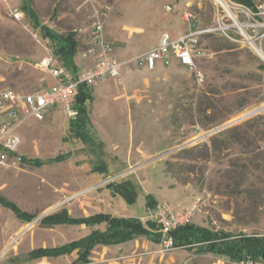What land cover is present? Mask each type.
Returning a JSON list of instances; mask_svg holds the SVG:
<instances>
[{"label": "rangeland", "instance_id": "1", "mask_svg": "<svg viewBox=\"0 0 264 264\" xmlns=\"http://www.w3.org/2000/svg\"><path fill=\"white\" fill-rule=\"evenodd\" d=\"M30 2L40 23L60 34L90 31L95 10L107 8L104 26L112 15L110 42L119 60L157 47L166 32L178 39L190 24L213 25L218 10L231 22L216 0ZM23 5L24 0H0V81L5 88L29 94L55 83L37 63L56 55L53 43L26 13L22 22L10 16ZM186 12L194 18L186 20ZM87 37L77 34L84 48ZM206 44L210 56L198 61L205 75L202 84L177 61L154 71L133 62L119 81L109 79L91 88L88 109L99 145L72 135L71 118L57 103L44 121L29 118L14 131L21 139L19 154L42 164L0 170V196L40 219L21 222L14 209L0 202V264H12L16 256L21 264H74L76 252L24 259L32 249L60 246L94 229L105 230V225L49 228L42 226L45 217L66 209L76 218L103 212L146 223L147 212L154 209L148 207L151 199L156 207L166 203L177 208H191L200 199L192 224L264 237V111L241 120L264 107V59L250 45L231 43L221 34L208 37ZM259 46L264 52V40ZM76 59L82 62L79 71L91 65L79 53ZM111 181L129 190L119 192L117 185L110 190ZM90 259V264L234 263L197 249L164 251L145 237L122 246H97Z\"/></svg>", "mask_w": 264, "mask_h": 264}, {"label": "built area", "instance_id": "2", "mask_svg": "<svg viewBox=\"0 0 264 264\" xmlns=\"http://www.w3.org/2000/svg\"><path fill=\"white\" fill-rule=\"evenodd\" d=\"M226 2L232 11H237L234 17L229 15L231 22L218 10L213 25L194 27L190 24V29L178 39H173L166 32L157 47L130 60H119L115 56L114 45L105 35L103 18L108 9H96V18L90 31L75 32L76 35L79 34V38L88 35L85 48L79 43L78 53L83 61L91 63L89 67L72 75L56 56L48 55L37 63V68L55 80L52 87L27 94L5 88L0 81V170L15 169L24 163V157L19 154L21 139L14 135V131L29 118L44 121L56 103L63 105L64 112L71 119L78 116L74 102L81 86L91 89L109 79L119 81L124 68L133 62L139 67L154 71L159 67H170L174 61L189 69L195 75L196 81L202 84L205 82V75L200 70L198 61L210 56L206 40L216 34H221L231 43L243 42L255 50L253 45L259 46L264 40V0H257L251 7L231 0ZM10 16L17 22L26 19L25 12L19 8L11 10ZM185 18L190 21L194 17L191 12H186ZM33 36L41 41L38 33H33ZM45 39L51 42L49 38ZM77 40L79 41L78 38ZM198 203L191 208H177L164 203L147 212V222L159 226V244L164 251L177 249L173 232L191 223L198 210ZM233 264H264V258L258 261L244 259Z\"/></svg>", "mask_w": 264, "mask_h": 264}, {"label": "trees", "instance_id": "3", "mask_svg": "<svg viewBox=\"0 0 264 264\" xmlns=\"http://www.w3.org/2000/svg\"><path fill=\"white\" fill-rule=\"evenodd\" d=\"M238 4L253 6V0H231ZM23 11L31 18L33 27L41 31L44 38H49L53 43L54 53L60 59V62L67 70L75 75L79 68L75 62L78 53L79 41L75 32L60 34L47 26H43L38 19L37 13L31 7L30 0H24ZM93 100L91 89L81 86L79 94L76 97L75 108L78 110V116L71 119L72 135L78 137L85 143L94 144L90 132V116L88 102ZM24 163H31L35 166H41L40 161H28L24 158ZM119 187V192H126L128 189L124 185L118 186L115 182L109 185ZM0 202L5 206L14 209L21 222L31 223L36 219L34 215L22 213L18 207L0 196ZM149 208H155L156 202L150 200ZM58 225H85L87 227L104 226L105 230L100 228L81 239L71 241L56 247H39L28 253L29 260L42 258H57L71 255L77 251L78 260L83 264L89 262L92 250L99 245H114L136 240L140 237L151 239L157 243L160 240L159 226L152 222L144 223L139 218H127L121 216H112L108 213H96L88 217H72L68 210L54 213L42 220V226L55 227ZM176 248L197 249L200 253H209L218 257H225L233 262L244 259L261 260L264 258V237L257 234L247 235L244 233L233 234L223 231H212L211 229L201 227L192 223L179 227L173 232Z\"/></svg>", "mask_w": 264, "mask_h": 264}, {"label": "crops", "instance_id": "4", "mask_svg": "<svg viewBox=\"0 0 264 264\" xmlns=\"http://www.w3.org/2000/svg\"><path fill=\"white\" fill-rule=\"evenodd\" d=\"M105 35H106V38L109 40V41H111L112 42V15H111V17L109 18V21L107 22V24H106V26H105ZM76 64H77V66H79L80 64H82V62L80 63L79 61H78V59H76ZM83 65H85V63L83 62ZM86 217H88V216H86ZM26 224H28V223H26ZM82 226H85V225H82ZM87 227V226H86ZM148 241H151V242H153V243H156L157 244V242H155V241H153V240H151V239H148ZM131 242V241H130ZM130 242H126V243H121V244H114V245H107L108 247L109 246H122V245H126V244H128V243H130ZM105 245V244H104ZM104 245H99V246H104ZM56 247V246H55ZM97 247V246H96ZM95 247V248H96ZM39 248V247H38ZM94 248V249H95ZM36 249V248H35ZM93 249V250H94ZM7 250V249H6ZM32 250H34V249H32ZM31 250V251H32ZM93 250H92V252H93ZM31 251H29V252H31ZM28 252V253H29ZM92 252H91V254H92ZM28 253H27V256H26V258L24 259L26 262H31V261H34V260H29L28 259ZM76 253H77V251H76ZM5 254V252H3L2 253V255H4ZM73 254V253H72ZM71 254V255H72ZM78 255V254H77ZM66 256H68V255H66ZM62 257H64V256H62ZM57 258H59V257H57ZM78 258V257H77ZM90 258H91V255H90ZM89 258V262L88 263H85V264H90L91 263V259ZM42 259H50V258H42ZM42 259H36L35 261H38V260H42ZM51 259H54V258H51ZM11 263L12 264H21L22 263V260L20 259V257H14V258H12L11 260ZM74 264H83V263H81V262H77L76 261V263H74Z\"/></svg>", "mask_w": 264, "mask_h": 264}, {"label": "bare ground", "instance_id": "5", "mask_svg": "<svg viewBox=\"0 0 264 264\" xmlns=\"http://www.w3.org/2000/svg\"><path fill=\"white\" fill-rule=\"evenodd\" d=\"M216 1L220 4H222V6L227 10L226 12H228L231 17L235 16L234 11H232V9L229 7V5L227 4V2L225 0H216ZM253 46L255 48V51L264 59V52L262 51V49L257 45H253ZM257 111H259V109L258 110L254 109V111H251V112L247 113L246 115H249V114L254 115V113ZM255 114H257V113H255ZM244 117L245 116H243L242 118H244Z\"/></svg>", "mask_w": 264, "mask_h": 264}, {"label": "flooded vegetation", "instance_id": "6", "mask_svg": "<svg viewBox=\"0 0 264 264\" xmlns=\"http://www.w3.org/2000/svg\"><path fill=\"white\" fill-rule=\"evenodd\" d=\"M89 116H90V132H91V135H92V138H93V140H94V144L95 145H99V143L97 142V140H96V137H95V132L93 131V128H92V126H91V123H92V120H91V115L89 114ZM85 143V142H84ZM112 184V181L107 185V187H109V185H111ZM112 188H110V190H111Z\"/></svg>", "mask_w": 264, "mask_h": 264}, {"label": "water", "instance_id": "7", "mask_svg": "<svg viewBox=\"0 0 264 264\" xmlns=\"http://www.w3.org/2000/svg\"><path fill=\"white\" fill-rule=\"evenodd\" d=\"M261 111H264V107L261 108V109H259V111L255 112V113H259V112H261ZM251 115H253V114H249V115L245 116L244 118H242L241 120L246 119V118L250 117ZM241 120H240V121H241ZM226 127H228V125H226V126H224V127H222V128H219V129H217L216 131H219V130H221V129H223V128H226ZM39 219H40V218H39ZM39 219H36V221H38Z\"/></svg>", "mask_w": 264, "mask_h": 264}]
</instances>
